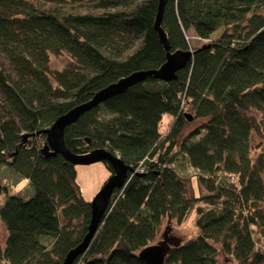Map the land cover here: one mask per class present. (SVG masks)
Segmentation results:
<instances>
[{"label": "trees", "instance_id": "obj_1", "mask_svg": "<svg viewBox=\"0 0 264 264\" xmlns=\"http://www.w3.org/2000/svg\"><path fill=\"white\" fill-rule=\"evenodd\" d=\"M157 5L0 0V171L9 166L34 189L11 195L0 179V264H62L87 234L91 204L76 164L45 156L41 130L163 64ZM161 27L171 51L195 50L175 78L146 76L64 128L72 154L105 149L131 168L71 264H145L138 252L160 239L164 221L192 213L195 230L178 235L163 264H216L220 254L264 264V152L251 140L253 130L264 139V0H166ZM60 53L71 62L52 68Z\"/></svg>", "mask_w": 264, "mask_h": 264}, {"label": "water", "instance_id": "obj_2", "mask_svg": "<svg viewBox=\"0 0 264 264\" xmlns=\"http://www.w3.org/2000/svg\"><path fill=\"white\" fill-rule=\"evenodd\" d=\"M166 0H158L157 11L153 23V28L157 32L160 43L165 51V61L163 64L153 70L136 71L119 79L118 81L109 84L95 93L93 97L86 103L75 106L59 116L49 128L41 130L46 134V142L41 148V152L45 156H53L56 153L62 154L66 159L72 161L76 165H87L98 161H107L111 164L113 173L101 185L100 189L92 197L91 204V220L88 226V232L84 236L82 242L74 249L70 250L62 264H71L73 259L82 252L88 245L101 217L108 205L110 196L114 188L123 185L128 171L131 168L123 163L119 157L113 155L105 149H94L82 155L72 154L64 145L63 133L66 125L73 122L83 111L96 105L117 93L124 91L129 85L141 81L146 76L170 80L175 78V72L184 67L191 59L195 50L176 49L171 51V47L165 30L161 27L163 10ZM208 43H203L201 47H208ZM191 118L190 116L188 117ZM38 133V132H37ZM24 135L23 137H25ZM182 238L172 234L171 228L168 226L162 231L161 237L155 243L143 247L138 252V257L145 264H163L165 256L171 248L178 246Z\"/></svg>", "mask_w": 264, "mask_h": 264}, {"label": "rangeland", "instance_id": "obj_3", "mask_svg": "<svg viewBox=\"0 0 264 264\" xmlns=\"http://www.w3.org/2000/svg\"><path fill=\"white\" fill-rule=\"evenodd\" d=\"M218 34L219 32H216L214 36L217 37ZM201 43L204 42L191 39V46L199 45ZM70 62H71L70 58L66 53L52 54L50 56V66L52 68H61L68 65ZM256 119L258 120V117H255V120ZM161 124L162 127H164L165 121H163ZM251 140L254 151L264 152V139L258 130H253L251 134ZM76 173H77V182L80 186L83 196L89 201H91L92 197L100 189L101 185L109 176V170L103 161H98L87 165H76ZM192 191L196 192V188H195V180L194 178L191 177L188 186V193H191ZM201 191L204 190L202 189ZM168 226L171 228V233L177 236L178 235L181 237L190 236L195 230L193 224V213L189 217H187V219L184 220L181 224L176 223V221L174 220H165L161 232L164 230V228ZM3 234H4V227L0 223V238L2 237ZM234 263L235 262L231 257L220 254L217 258L216 264H234Z\"/></svg>", "mask_w": 264, "mask_h": 264}, {"label": "crops", "instance_id": "obj_4", "mask_svg": "<svg viewBox=\"0 0 264 264\" xmlns=\"http://www.w3.org/2000/svg\"><path fill=\"white\" fill-rule=\"evenodd\" d=\"M0 179L2 182H5L9 191H13L20 195H30L34 189L29 181L17 173H15L9 166H3L0 171ZM6 235V231L4 229V234L0 238V241L3 243Z\"/></svg>", "mask_w": 264, "mask_h": 264}, {"label": "bare ground", "instance_id": "obj_5", "mask_svg": "<svg viewBox=\"0 0 264 264\" xmlns=\"http://www.w3.org/2000/svg\"><path fill=\"white\" fill-rule=\"evenodd\" d=\"M7 186V185H6ZM8 189V188H7ZM8 191H9V189H8ZM9 193L11 194V195H19V194H17V193H15V192H13V191H9ZM162 234V233H161ZM173 234V233H172Z\"/></svg>", "mask_w": 264, "mask_h": 264}]
</instances>
